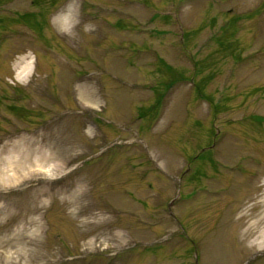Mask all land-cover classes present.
Wrapping results in <instances>:
<instances>
[{"label": "rangeland", "instance_id": "1", "mask_svg": "<svg viewBox=\"0 0 264 264\" xmlns=\"http://www.w3.org/2000/svg\"><path fill=\"white\" fill-rule=\"evenodd\" d=\"M263 214L264 0H0V264H264Z\"/></svg>", "mask_w": 264, "mask_h": 264}, {"label": "bare ground", "instance_id": "2", "mask_svg": "<svg viewBox=\"0 0 264 264\" xmlns=\"http://www.w3.org/2000/svg\"><path fill=\"white\" fill-rule=\"evenodd\" d=\"M61 12V11H60ZM68 15H62V16H58V19H56V24L58 25V27L64 32V33H68L70 34L72 32V28H74L75 26L78 25L77 22H74L73 25L70 27L69 26V20H68ZM26 58V57H25ZM30 63L31 61H25V64L22 67V72H20L18 78L25 81L29 76H30ZM16 65H18V63H16ZM89 83V84H88ZM85 84H88L87 87V97L86 99L91 101L92 99L96 98V90L93 84H91L90 82H87ZM263 218H264V214H263ZM262 237V239L264 238V230L260 235Z\"/></svg>", "mask_w": 264, "mask_h": 264}]
</instances>
